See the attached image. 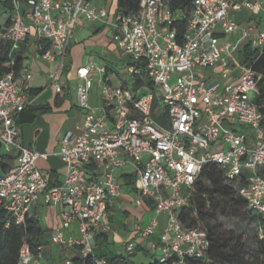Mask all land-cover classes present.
<instances>
[{"label":"built area","instance_id":"obj_1","mask_svg":"<svg viewBox=\"0 0 264 264\" xmlns=\"http://www.w3.org/2000/svg\"><path fill=\"white\" fill-rule=\"evenodd\" d=\"M3 8L0 151L15 157V166L0 172L6 226L23 225L42 198L60 209L61 224L50 241L69 253L63 264H73L75 256L108 264L94 255V238L111 230L108 207L125 185L116 172L129 168L137 187L133 202L144 209L152 206L153 214L145 225L132 223L133 236L124 241L126 257L143 240L148 251L161 250L160 263L203 259L209 247L206 230L186 227L179 216L209 163L218 165L227 180H236L235 193L264 217V172H259L264 168V114L255 103L260 77L252 66L235 61L241 40L249 38L252 48L263 51L264 23L257 29L233 18L244 8L253 14L264 11V0H190L188 5L183 0H139L135 13L116 10L113 21L97 0H11V10ZM80 21L110 25L111 42L127 58L128 77L114 86L107 81L106 67L92 60L76 69L82 119L77 132L67 131L60 141L55 154L66 172L54 183L50 172L36 166L46 154L23 144L15 118L35 100L26 61L56 63L47 79L56 93L63 92L61 70ZM234 33L239 35L235 42L223 40ZM142 68L150 85H136ZM95 85L101 103L93 107L89 95ZM16 264L51 263L43 245L33 251L24 241Z\"/></svg>","mask_w":264,"mask_h":264},{"label":"crops","instance_id":"obj_2","mask_svg":"<svg viewBox=\"0 0 264 264\" xmlns=\"http://www.w3.org/2000/svg\"><path fill=\"white\" fill-rule=\"evenodd\" d=\"M97 1L106 6L109 11L108 20L113 21L118 0ZM250 1L255 2L257 0ZM3 14H0V16L4 17L5 14ZM233 18L239 25H254L257 29H260L264 23V11L261 10L258 14H253L249 9L244 8L233 13ZM109 35V24L80 21L75 28L74 38L69 45L68 53L64 59V66L61 70L60 80L64 86L61 94L56 93L47 79V71L55 69L56 63L49 65L41 63L39 60L25 62L33 73L30 83V95L35 97L33 105H44L49 107V110L38 115L33 121L21 124L16 122L20 117V114H18L15 122L21 131L23 144L39 153L46 154V157L37 158L36 165L39 169L50 172L51 180L54 183L61 182L66 172L65 164L55 154L59 149L60 141L67 131L77 132V125L82 119V111L78 108L76 97V86L81 81L76 77V69L85 62L92 60L97 65L106 67V77L110 84L115 86L122 81L118 75L117 66L123 60H121V55L111 42ZM224 37H222L223 40H226ZM237 38H239L238 33H234L232 38L226 41L235 42ZM245 41H249V38L241 40L237 49ZM98 88L95 85L89 95V103L93 107L99 106L101 103ZM0 153H3V151H0ZM259 172L263 173L264 168L259 169ZM129 173V168H123L119 169L116 175L125 179L124 175ZM136 194L137 190H133L129 185H124L119 199L109 205L106 221L111 230L95 235L93 249L95 255H105L104 257L108 258L120 255L125 259L124 263L128 261L124 250V241L133 236L132 223L139 221L142 225H145L153 214L152 206L149 209H144L135 205L133 199ZM132 206H134V210H132ZM40 211L46 224L50 223L49 226L42 223L39 215ZM59 212V207L45 205L42 198H38L28 213V216L37 217L43 230L46 231L47 239L43 246L46 259L51 264H60L57 261V256L65 258L69 254L60 250L50 241V234L61 224ZM160 217H162L161 219L164 218L163 216ZM69 231L73 232V225ZM138 243L142 246L145 245L143 240H138ZM117 245L122 247V252L116 250ZM141 250L147 252L145 249ZM117 264L123 263L118 261Z\"/></svg>","mask_w":264,"mask_h":264},{"label":"trees","instance_id":"obj_3","mask_svg":"<svg viewBox=\"0 0 264 264\" xmlns=\"http://www.w3.org/2000/svg\"><path fill=\"white\" fill-rule=\"evenodd\" d=\"M190 0H183L185 5ZM178 2V0H176ZM139 0H118L117 10L124 14L135 13ZM0 5L7 10H11V0H2ZM263 51L251 47L249 41L240 44L236 51L235 61L243 67L252 66L255 69L256 63L263 58ZM150 85L145 69H141L140 75L136 77V85ZM259 94L255 97L261 113L264 114V77L258 82ZM49 107L44 105H33L27 107L20 113L17 123L31 122L38 115L47 112ZM15 166L13 155L0 153V172L4 173ZM124 184L129 185L133 190H137L134 175L132 173L124 175ZM236 180H227L223 170L216 164L209 163L203 166L199 178L191 188V195L188 203L182 208L180 218L188 228L200 226L207 232L209 247L203 259L187 258L184 264H262L264 262V234L259 235V225H263L264 217L258 215L247 207L243 198L235 193L234 185ZM251 216L257 229V247L255 260L244 261L240 255L241 235L233 230L224 229L219 217L231 219H244ZM9 216L6 211H0V264H16L19 251L24 241H26L33 251L39 245H43L47 239L46 231L43 230L39 219L35 216H26L23 225H15L13 222L6 226ZM144 246L138 244L134 253ZM147 252L148 250L145 249ZM95 255V254H94ZM97 256V255H95ZM99 256V257H104ZM108 264H117L118 261L124 263L125 259L117 255L115 257H105ZM73 264H92V258L81 256L73 257ZM148 264H170L160 263L157 257Z\"/></svg>","mask_w":264,"mask_h":264},{"label":"rangeland","instance_id":"obj_4","mask_svg":"<svg viewBox=\"0 0 264 264\" xmlns=\"http://www.w3.org/2000/svg\"><path fill=\"white\" fill-rule=\"evenodd\" d=\"M4 12V8L0 5V14H2ZM233 36V34H227L225 35L224 39H231ZM127 58L124 56H121V61L119 63V65L117 66V72L119 77L122 80H125L128 75L126 72V65H125V60ZM256 73L259 75V77H264V55L263 58H261L255 65V69ZM74 86V85H73ZM72 86V89H73ZM245 128V126H243V129ZM37 166V165H36ZM38 167V166H37ZM39 168V167H38ZM132 210H134V206H132ZM40 219L42 221L43 224L49 226L50 223L48 222L46 224L45 220H44V216L41 214L40 211ZM162 224L164 225L166 222L165 217L163 219H161L162 217H159ZM218 221L222 223L223 228L224 229H228V230H233L235 231L236 234H240L241 235V245L239 248H241L240 250V255H242L244 257V261H254L255 260V253H256V247H257V229L255 227V223L253 221V219L251 218V216L244 218V219H231V218H222L219 217ZM157 240V236H154L151 238V240ZM94 249V248H93ZM116 250L119 251H123L122 247L117 245L116 246ZM161 255V250L160 249H156L155 253H153V251L149 250L148 252H144L143 250H138L136 251L135 255L131 256V257H127V260L125 263L123 264H148L152 261H154V259ZM57 261L60 264L64 263V258L57 256ZM183 264V263H182ZM262 264H264V262H262Z\"/></svg>","mask_w":264,"mask_h":264}]
</instances>
